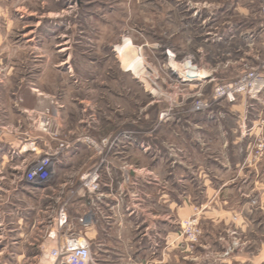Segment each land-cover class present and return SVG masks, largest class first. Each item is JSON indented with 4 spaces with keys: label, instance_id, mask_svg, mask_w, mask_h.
Segmentation results:
<instances>
[{
    "label": "rangeland",
    "instance_id": "rangeland-1",
    "mask_svg": "<svg viewBox=\"0 0 264 264\" xmlns=\"http://www.w3.org/2000/svg\"><path fill=\"white\" fill-rule=\"evenodd\" d=\"M263 62L264 0H0V127L16 140L0 143V264H50L60 207L86 240L78 219L99 216L97 264H125L119 238L141 234V212L157 216L169 237L160 251L176 264H253L264 252L259 200L207 194L200 174L215 176L221 125L225 138L241 135L230 115L237 96L192 105ZM256 132L243 171L264 156H253ZM46 157L50 178L23 183ZM95 169L99 200L80 181Z\"/></svg>",
    "mask_w": 264,
    "mask_h": 264
},
{
    "label": "crops",
    "instance_id": "crops-1",
    "mask_svg": "<svg viewBox=\"0 0 264 264\" xmlns=\"http://www.w3.org/2000/svg\"><path fill=\"white\" fill-rule=\"evenodd\" d=\"M209 78L210 76L209 74H207V77L204 78V80L207 79L206 82H203L204 86L210 85V83L213 82L211 80L213 78H211L210 80ZM10 96L13 95L8 92L7 97L5 98L11 99L9 98ZM230 107V115L232 117L231 120L235 121L233 132H235L237 128H239L240 130L242 129L241 135L234 139L225 138V127L221 125L218 128V133L222 135V139L219 141L217 140L220 149H218L219 154L216 156V173L214 177H211L208 175L207 170L202 171L200 173L203 175L202 179L205 178V180H203L202 187L205 189V193L207 194H209L210 192L222 196L236 194L243 197V199L247 200H249L250 198H257L259 200V207L255 208V210L257 212L259 211L258 213L262 217L257 220L260 221V223H263L264 156L258 163L253 164L251 167H247L245 171L241 169V166L250 146V137L254 130H258L259 123L264 120V92H262L256 99L252 100H247L242 96H237L234 103H232ZM28 109L30 108H24L23 110ZM19 113L23 112L19 111ZM9 127L11 126L7 125L0 127V130L3 131V137L0 138V143L2 144V146L13 148L16 142V140H12V138H14L13 134L5 133L8 130H12L9 129ZM245 127L247 128L246 134L245 132H243V129ZM245 135L247 136V139L244 138ZM38 150V154L43 153V148H39ZM22 178L23 183L26 182L24 176ZM212 181L214 185H212ZM42 184L43 183H37V186H40ZM168 208L170 209V205ZM241 209L243 210V208ZM221 212L223 213L224 211L221 210ZM148 213L149 212H141V225H145L141 229V234L135 236L134 238L132 236L127 235H121L119 238V243L125 245L127 249L124 258V260H126L125 264H176L175 256L172 254L173 252L171 250H167L166 252L160 251V243H163L165 241L166 246H168L169 241L167 239L169 237L164 238L166 240H161V236L158 234L160 221L157 220V216H154L152 213ZM56 214L57 211L50 219L51 229L47 232V235L55 229ZM227 214L229 213L227 212ZM108 217L111 218V216ZM68 218L69 222L72 224L74 221H72L70 217ZM98 219L99 216H97V214L94 212L93 223L88 227V242L90 244H95L96 242H99V240H97V236L101 233V229L100 226H97V224L101 222V220ZM108 223L109 222H107L106 220H103V226H106V224ZM205 260L207 261L208 258H206ZM205 260L204 264H206ZM239 262H241L240 258L237 256H233L228 259L221 258L215 263L238 264ZM252 262L253 264H264V252H261L256 255L252 259Z\"/></svg>",
    "mask_w": 264,
    "mask_h": 264
},
{
    "label": "built area",
    "instance_id": "built-area-1",
    "mask_svg": "<svg viewBox=\"0 0 264 264\" xmlns=\"http://www.w3.org/2000/svg\"><path fill=\"white\" fill-rule=\"evenodd\" d=\"M264 92V62L261 66L248 70L237 81L218 86L212 93L211 100L196 99L192 105L193 111H205L209 108L211 102H216L226 98L229 102L234 101L238 95L256 99ZM258 133L252 148L253 156L259 159L264 155V120L258 125ZM54 163L50 157L41 158L38 162L32 164L26 172L24 178L31 183H45L53 173ZM81 187L91 194H95L99 198L100 177L97 169L89 172L81 178ZM81 227L88 228L93 223V214L78 219ZM48 239L54 244L49 247L46 258L50 264H97L93 258L90 243L83 238L80 233H76L72 229V224L63 207H60L56 214L55 229L48 234Z\"/></svg>",
    "mask_w": 264,
    "mask_h": 264
},
{
    "label": "bare ground",
    "instance_id": "bare-ground-1",
    "mask_svg": "<svg viewBox=\"0 0 264 264\" xmlns=\"http://www.w3.org/2000/svg\"><path fill=\"white\" fill-rule=\"evenodd\" d=\"M130 48V46L127 43H124L122 46L117 47V52L119 54H124L126 53V51H128V49ZM132 55V54H131ZM121 61V60H120ZM142 64V60L138 57H136L132 63H130L128 65V68L133 71L136 72V70L140 67V65ZM175 73V72H174ZM142 74V73H141ZM186 77H189V75H186ZM185 77V78H186ZM197 97V96H196ZM24 149H26V146L24 147Z\"/></svg>",
    "mask_w": 264,
    "mask_h": 264
}]
</instances>
